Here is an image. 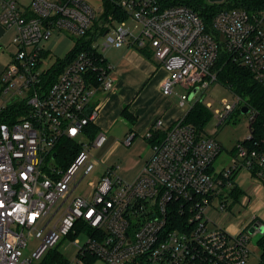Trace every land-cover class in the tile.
<instances>
[{
	"label": "built area",
	"instance_id": "1",
	"mask_svg": "<svg viewBox=\"0 0 264 264\" xmlns=\"http://www.w3.org/2000/svg\"><path fill=\"white\" fill-rule=\"evenodd\" d=\"M117 4L140 24L139 36L125 22L95 31L94 21L104 8L95 9L89 0H0V26L15 29L18 49L0 72V264H46L47 254L68 239L79 249V264H246L249 229L260 233L264 223L254 218L248 233L232 234L211 228L207 209L215 198L227 195L241 169L264 182V137L253 149L239 143L234 164L215 172L221 143L181 119L152 145V156L132 182L109 168L79 193L84 177H77L91 150L107 142L104 132L94 138L87 132L98 116L93 98L114 85L104 56L107 49L150 48L168 73L163 95H173L176 87L190 92L179 94L182 105L194 90L197 97L218 82L214 66L222 47L264 86V8L258 13H218L212 23L217 41L186 6L162 9L159 0ZM105 26L108 33L102 36ZM54 31L78 38L94 33L97 40L52 82L50 69H43V43ZM239 106L248 109L253 123L256 112L235 95L234 103L217 112L219 125ZM163 126L157 120L147 137ZM63 139L80 148L69 166L58 151ZM133 139L128 136L125 145ZM246 140L252 141V135ZM226 207L221 203L220 210Z\"/></svg>",
	"mask_w": 264,
	"mask_h": 264
},
{
	"label": "rangeland",
	"instance_id": "2",
	"mask_svg": "<svg viewBox=\"0 0 264 264\" xmlns=\"http://www.w3.org/2000/svg\"><path fill=\"white\" fill-rule=\"evenodd\" d=\"M89 2L98 10L102 9L104 5V0H89ZM125 27L133 31L135 36H139L141 33L140 24L131 16L125 22ZM15 36V29L4 30L0 26V46L3 47L0 50V70L6 68L18 52L17 47L13 44ZM82 39L88 40V37L78 38L66 31H54L52 37L43 43L45 51L43 69H51L58 63L66 60L72 54L77 42ZM103 41L104 38L99 39V43H103ZM175 90L179 91V94L189 95L190 93L181 87H176ZM234 101L235 94L232 90L218 81L211 84L208 89L202 90L194 99L186 102L189 110L200 102L209 113V119L204 126L206 135L214 137L223 147L221 154L214 162L216 170L229 168L234 164L233 152L238 147V144L243 143L251 134L249 114L242 113V106L237 107L227 123L219 125L216 118L217 112L222 110L226 103H234ZM127 137L123 138L120 147H117L110 154L108 153L111 149L109 142L102 148L91 150L87 166L81 168L77 177V181L84 177L82 185L79 188V193L84 188L90 189L94 185V181L109 168H114L116 174L125 182H132L137 178L141 165L147 156L150 155L151 149L147 140L140 138H137L133 145L127 146L125 145ZM80 140H82V136L77 139V141ZM90 164L94 165L93 169L87 172ZM53 165L57 166L58 163L54 162ZM225 193L227 194L226 196L222 195L213 200L212 206L207 209V216L212 221L210 222L211 228H222L229 233L235 234L239 228L243 229L245 226L246 222L244 223V220H247V210L240 200H238L237 195L231 196L228 191ZM221 203L227 205L226 210H220ZM242 231L248 233L246 229ZM248 235L251 255L246 264H260L262 251L259 241L263 237V234L256 232L255 234L248 233ZM80 239L82 242L86 241L85 236H81ZM31 243L33 244L34 242ZM56 250L63 258L68 260L69 264H79V249L75 246L72 239H68L60 244ZM92 264L105 263L101 260H96Z\"/></svg>",
	"mask_w": 264,
	"mask_h": 264
},
{
	"label": "crops",
	"instance_id": "3",
	"mask_svg": "<svg viewBox=\"0 0 264 264\" xmlns=\"http://www.w3.org/2000/svg\"><path fill=\"white\" fill-rule=\"evenodd\" d=\"M104 56L112 69L114 85L111 90H100L96 94L92 105L98 109V116L93 125L98 133L106 134V144L109 142L111 146L109 154L120 147L121 140L126 136H134L131 145L137 138L146 139L151 151L141 165L142 170L152 155L153 142L163 140L168 129L185 118L189 112L187 103L181 104L177 90L171 96L163 95L162 86L168 73L155 60L150 48L142 52L125 45L107 49ZM126 109L134 121L124 116ZM159 119L163 120L164 126L154 131L153 137L149 139L147 136ZM224 169L216 170L213 164L215 172ZM234 188H237L235 193L238 194V200L247 210L243 229H247L254 218L264 223V182L241 169L236 173L233 187L228 191L231 196ZM243 229L239 228L236 233L243 232Z\"/></svg>",
	"mask_w": 264,
	"mask_h": 264
},
{
	"label": "trees",
	"instance_id": "4",
	"mask_svg": "<svg viewBox=\"0 0 264 264\" xmlns=\"http://www.w3.org/2000/svg\"><path fill=\"white\" fill-rule=\"evenodd\" d=\"M118 1L120 0H104L103 13L94 21L93 29L95 31L100 29L102 25H113L126 22L129 19L128 13L117 4ZM159 5L162 9L174 6H186L191 8L203 20L206 32L210 33L219 41V35L212 28L213 19L218 13L235 9L245 10L248 13H258L264 8V0H224L221 3H211L208 0H159ZM106 30L107 27H103L100 35L103 36ZM90 36L88 40L82 39L78 41L72 54L66 60L58 63L49 70L50 81L54 82L61 73L63 67L71 62L80 51L91 49L93 42L97 40V36H94V33H90ZM148 49L149 48H144L139 50L144 52ZM214 71L217 73L220 83L229 87L235 95L245 99L249 107L256 112L255 119L253 123H251V135L253 140H245L243 143H240L253 149L255 141L264 137V86L255 80L253 73L247 67L234 61L232 55L223 47L221 48L219 58L214 66ZM124 116L134 121L133 117L127 112V109L124 111ZM208 119V111L198 102L189 110L184 118V123L193 126L200 135H206L204 126ZM87 132L90 138H94L98 133V129L93 123H90L87 126ZM236 149L233 152L234 155ZM79 150V145H77L76 142L69 139L61 140L58 151L65 161L63 165H71L78 155ZM236 190L237 188L232 189V195L238 196V194L235 193ZM259 245L262 251L260 264H264V234L259 241ZM67 263H69L68 260L63 258L56 249L47 254L46 264ZM92 263L93 260L89 264Z\"/></svg>",
	"mask_w": 264,
	"mask_h": 264
},
{
	"label": "water",
	"instance_id": "5",
	"mask_svg": "<svg viewBox=\"0 0 264 264\" xmlns=\"http://www.w3.org/2000/svg\"><path fill=\"white\" fill-rule=\"evenodd\" d=\"M209 1H210L211 3H221V2H223L224 0H209ZM107 33H108V32H106L105 35H106ZM197 93H198V89L194 90V92H193L192 95L190 96V100L194 99ZM242 113H243V114H248V109H246V108L243 109V110H242ZM249 233H250V234H255V227H251V228L249 229ZM260 233H261V234H264V225L261 226V228H260Z\"/></svg>",
	"mask_w": 264,
	"mask_h": 264
}]
</instances>
